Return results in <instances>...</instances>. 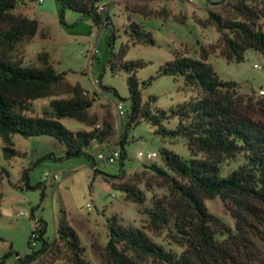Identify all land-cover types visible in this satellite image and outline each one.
Segmentation results:
<instances>
[{"label": "trees", "instance_id": "obj_1", "mask_svg": "<svg viewBox=\"0 0 264 264\" xmlns=\"http://www.w3.org/2000/svg\"><path fill=\"white\" fill-rule=\"evenodd\" d=\"M57 1L61 23H65L66 10L89 15L95 21L107 18L105 11H97L98 0ZM18 2L0 0V137L4 157L21 154L14 148L13 134L54 137L65 145L66 157L87 155L85 148L93 142L111 145L115 124L107 117L98 123V115L90 111L95 98L88 97L79 84L69 82L65 73L56 72L47 51L38 52L34 63H26L18 56L22 45L30 42L38 31L36 19L15 12ZM215 4L220 8L209 10L208 17L200 23L216 27L220 34L217 41L202 48L198 58L176 53L158 71V75L181 76L185 86L198 90L196 97L170 108L169 116L178 119L175 128L162 125L163 117H168L164 111H152L149 103L142 102L140 84L144 87L154 77L139 83L135 72L146 62L122 61L123 48L119 61L110 62L111 69L120 67L128 74L132 102L126 115L128 125L144 119L157 126L163 136L184 137L189 158L183 159L163 148L160 152L163 166L152 163L129 177L124 173L111 176L109 181L120 187L146 216V226L127 224L117 214L109 217L108 239L99 250V264L264 263V122L257 118L264 116V97L239 94L237 84L220 79L207 62L208 56L216 52L226 61L234 62L242 61L249 48L264 54V30L260 26L264 2L223 0ZM127 34L133 43H155L152 34L133 21ZM41 98L49 99L48 104L41 107L40 115H30L34 111L33 101ZM149 99L153 101L155 97ZM63 118L74 119L88 128L70 130L61 123ZM120 139L122 145L125 135L121 134ZM237 156H242L243 162L224 174L223 163ZM146 171L159 190L150 188L149 197L146 195L149 189L139 187L142 183L152 187L145 181ZM40 186L41 183L37 184ZM41 187L43 199L45 187ZM215 197L221 199L233 217V228L208 210L205 200ZM164 232L181 248L179 252L153 238ZM31 233L35 237H30L29 247L36 239L42 245L37 251L21 256L22 264H32L44 255L62 256L57 264H89L78 234L63 213L57 236L51 242L44 239L40 221Z\"/></svg>", "mask_w": 264, "mask_h": 264}, {"label": "rangeland", "instance_id": "obj_2", "mask_svg": "<svg viewBox=\"0 0 264 264\" xmlns=\"http://www.w3.org/2000/svg\"><path fill=\"white\" fill-rule=\"evenodd\" d=\"M221 1L98 0V4L106 5L105 21H95L89 15L81 16L66 10L65 23H61L57 0H19L15 12L36 19L38 31L30 42L22 45L18 56L26 63H34L38 52L47 51L56 72L65 73L69 82L79 84L88 97L95 98L90 111L98 115L99 124L103 117L110 118L115 124V133L111 145L93 142L85 148L88 156L70 157L65 155V145L54 137L13 134L14 148L21 154L7 159L0 137V264H10L17 255L24 256L41 247L40 239H36L31 248L28 244L34 218L44 226V239L51 242L57 236L56 229L63 213L78 234L89 264H99L101 260L99 250L108 239L106 222L113 214L122 217L127 224L146 226V216L138 210V205L128 200L124 191L109 179L123 173L128 177L134 172L141 173L145 170L144 165L152 163L163 166L160 153L163 148L188 159L187 141L181 136H163L157 126L147 120L139 119L128 125L127 117L120 120L116 116L117 103L130 112L132 102L127 72L120 67L111 69L110 62L119 61L122 48L125 49L122 61L141 59L146 62L135 72L139 83L154 77L144 87L140 84L142 102L149 103L152 111H164L168 117H163L162 125L167 129L175 128L178 119L169 116L170 108L196 97L198 90L185 86L181 76L158 75L159 68L176 53L198 58L202 48L217 41L220 34L216 27L202 25L200 21L208 17L209 10H218L220 6L215 3ZM132 21L149 31L155 43H133L127 34ZM260 26L264 30V19L260 20ZM207 62L220 79L234 81L239 94L258 98L259 90L264 89V54L255 49H247L240 62L226 61L217 52L210 54ZM150 96L155 99L151 101ZM48 102L47 98L34 100V111L29 114L40 115L41 107ZM257 118L264 122V116ZM61 123L70 130L88 128L71 118L61 119ZM121 134L125 135L122 145ZM113 148L123 157L111 163L97 160L99 153ZM137 150L156 152L157 156L139 161L135 158ZM92 158L97 164L96 171L91 170ZM243 160L242 156H237L224 162L223 173L236 168ZM45 173H56L59 184L46 187L41 199ZM144 178L152 185H139L149 189L147 197L151 195L150 188L159 192L158 187L153 186L154 178L149 172L146 171ZM39 183L41 186L37 187ZM205 204L212 214L234 227V219L219 197L206 199ZM153 238L177 252L181 249L166 237L165 232ZM52 256L44 255L32 264L61 262L62 256Z\"/></svg>", "mask_w": 264, "mask_h": 264}, {"label": "built area", "instance_id": "obj_3", "mask_svg": "<svg viewBox=\"0 0 264 264\" xmlns=\"http://www.w3.org/2000/svg\"><path fill=\"white\" fill-rule=\"evenodd\" d=\"M41 2V0H40ZM106 6L103 4H98L97 6V11L98 12H102L105 11ZM93 55V53H92ZM98 82L95 81V84H97ZM258 96L264 97V89H260L258 92ZM115 111H116V116L122 120L124 117H126L127 115V110L125 109V107L121 104V103H117L115 105ZM120 152L115 150L114 148L109 150L106 153H99L97 155V160H105L107 162H114L118 157H120ZM157 156L156 152H144L142 150H137L135 153V158L139 161H144V160H152L153 158H155ZM92 171H96L97 170V164L96 161L95 163L92 165L91 168ZM43 186L46 187H51L55 184H59V177L56 173H45L43 175ZM39 220L37 218H34V225L37 224ZM32 237H35L34 233H31ZM35 243L33 242L32 245H34ZM20 257L19 255H17L10 264H22V262L20 261Z\"/></svg>", "mask_w": 264, "mask_h": 264}]
</instances>
